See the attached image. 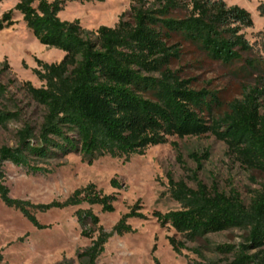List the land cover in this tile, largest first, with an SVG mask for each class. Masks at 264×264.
<instances>
[{"label":"trees","instance_id":"1","mask_svg":"<svg viewBox=\"0 0 264 264\" xmlns=\"http://www.w3.org/2000/svg\"><path fill=\"white\" fill-rule=\"evenodd\" d=\"M91 1L19 0L0 17L1 31L15 24L14 12L20 13L39 44L64 53L59 63L36 60L38 68L33 73L43 83L41 87L22 84L27 96L45 113L37 132L25 124L15 147L0 146V200L6 207L18 211L39 230L49 226L38 223L35 211L45 213L86 203L113 213L115 196L102 194L93 184L76 190L63 202L33 205L13 199L4 184L2 165L9 162L31 174H47L51 170L40 164L69 154H78L88 165L100 157L129 161L171 137L212 135L243 167L264 173V26L259 34L262 56L243 33L253 25L250 13L222 0H133L131 22L120 19L115 27L100 26L95 31L85 30L78 20L60 19L67 3ZM257 10L264 17V0ZM182 44L251 78L252 84L244 86L241 99L229 103L221 116L213 115L221 106L217 92L192 88V79H182L170 68L179 60ZM5 93L6 87L0 84V97ZM18 116V112L0 110V126ZM193 158L200 166L201 160ZM170 183L171 196L181 209L153 212L161 228L169 225L190 242L208 234L244 230V243L238 247L219 245L214 251L232 255L225 264H264V190L246 205L236 192L226 195L200 182L196 189L183 182ZM110 184L119 188L115 180ZM139 210L136 205L111 232H102L78 255L82 264H96L113 235L134 233L127 220L146 219ZM76 215L83 226L87 220L92 225L98 223L90 210H78ZM83 236L89 238L91 233L84 231ZM169 244L178 254L184 247L174 238H169ZM2 260L0 255V263Z\"/></svg>","mask_w":264,"mask_h":264},{"label":"rangeland","instance_id":"2","mask_svg":"<svg viewBox=\"0 0 264 264\" xmlns=\"http://www.w3.org/2000/svg\"><path fill=\"white\" fill-rule=\"evenodd\" d=\"M222 1L250 13L253 25L243 33L254 50L263 56L259 34L264 17L257 10L263 0ZM18 2L0 3V17ZM132 4L133 0L69 2L59 17L69 22L78 20L85 30L95 31L100 26L115 27L120 19L131 22ZM12 17L15 24L0 31V84L6 87V93L0 97V110L19 113L17 119L0 126V146L7 147L17 145L18 132L25 124L37 132L42 122L44 108L32 101L22 87L24 82L37 88L43 85L33 73L38 68L36 60L59 63L64 56L59 50L39 44L20 13L14 12ZM170 68L178 71L180 78L192 79V88L218 93L221 106L213 112L214 116L227 112L229 103L241 99L244 86L252 84L251 78L233 73L235 67L211 61L188 44H182V54ZM261 114L264 115V105ZM194 155L201 160L200 166ZM40 166L51 171L31 174L23 167L3 163L4 184L11 198L33 205L63 202L76 190L93 184L102 194L115 196L114 212L103 213L99 206L86 203L45 213L35 211L38 223L49 226L39 230L0 200V255L3 258L0 264H82L84 260L78 259V255L91 247L102 232H111L120 218L136 205L146 219L127 220L134 233L110 237L96 264H225L232 255L220 254L214 248L219 245L238 247L245 241L244 230L208 234L190 242L169 225L161 228L152 213L181 209L171 196V181L183 182L191 189H196L200 182L226 195L236 192L246 205L264 190V173L243 167L228 153L226 145L212 135L171 137L165 144L147 148L142 155L131 156L129 161L100 157L88 165L78 154H69ZM112 180L118 182L119 188L111 187ZM78 210H90L98 217V223L92 225L87 220L81 225L76 215ZM84 231L91 236L84 237ZM169 238L184 245L179 254L173 251Z\"/></svg>","mask_w":264,"mask_h":264}]
</instances>
